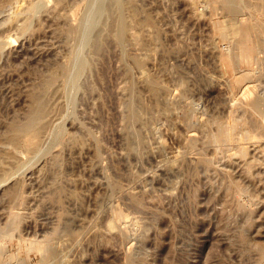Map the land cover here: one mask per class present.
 Returning <instances> with one entry per match:
<instances>
[{
    "label": "rangeland",
    "instance_id": "374dc122",
    "mask_svg": "<svg viewBox=\"0 0 264 264\" xmlns=\"http://www.w3.org/2000/svg\"><path fill=\"white\" fill-rule=\"evenodd\" d=\"M56 1L0 0V264H264V136H244L258 131L242 97L254 87L255 103L264 100V45L255 59L223 60L237 44L214 27L217 17L248 18L249 5L229 15L221 0H198L196 9L133 0L127 45L107 39L77 84L61 79L50 91L46 120L53 116L33 155L9 141L8 123L25 119L30 94L69 57L63 13L78 11L84 27L78 65L99 18L101 0H65L59 11ZM229 121L234 139L210 140ZM241 145L254 161L250 177L235 154Z\"/></svg>",
    "mask_w": 264,
    "mask_h": 264
},
{
    "label": "bare ground",
    "instance_id": "6f19581e",
    "mask_svg": "<svg viewBox=\"0 0 264 264\" xmlns=\"http://www.w3.org/2000/svg\"><path fill=\"white\" fill-rule=\"evenodd\" d=\"M191 3V7H195L196 9V2L198 0H187ZM212 1V0H211ZM67 2V0H66ZM65 0H57L56 4L54 6H56V9H61L60 8L62 5L66 4ZM100 3H97V5L99 4V8L97 6V8L99 9V12H97L98 10H96L97 15L99 13V18L95 17V20L97 21H93L95 22V24L92 22V24L94 25H90L91 29L90 32H88V35L86 36V43H87V48H88V52L87 54H85V56L83 58H81V62L78 65V63L76 62L75 59V55L77 53V45L78 43L81 41V36L83 34V24L80 20V18L77 17V12L76 10L72 11L69 14H64V16L62 18H64L65 20V24L66 26L59 28L60 32H64L67 34L68 38L72 41V49H71V53L69 55V57L60 65V68L58 71V69H56V71H53L49 74V76H47V78L41 82L42 83V89H36L34 90L31 94H30V106L28 108L27 113H25L26 117L24 120H16L11 122L10 124L8 123V127H9V138L11 142H15L18 143L19 146L22 145V148L24 147L29 153L31 154H38L39 150H40V146L42 144L43 138L41 139V135L42 132H44V129L47 127V121L50 120V118L52 119V116H49V120H46L47 114L50 113V109L53 108L51 107L50 104V91L52 90V88L54 89L57 86H54L57 84V82L59 83V81L61 79L65 80L67 79V81L72 82V83H76L78 81H80V76L82 74L83 68L85 66H92V63H94L93 60V56L96 52H98L100 49H102L104 47L105 41L107 39H112V41H116L118 44L125 46L127 45V39L129 36V33L132 29V25H133V21L135 20L134 18V1L133 0H101L99 1ZM137 2V1H136ZM218 2V1H217ZM220 2V1H219ZM181 3V2H180ZM210 3V2H209ZM68 4V3H67ZM66 4V6H67ZM219 4V3H217ZM83 5V4H82ZM89 5V1L86 2V6ZM138 6V4H136ZM199 5V4H198ZM209 5V4H208ZM211 5V4H210ZM221 7H223V9L226 11V13H236L238 10V8H240L241 5H249L250 7V15H248L249 17H238V18H226V19H221L219 17H217L218 15H215L214 12V16L215 18L217 17L216 21L214 22V27L215 30L217 31L218 35H220L221 38L230 40V41H235L237 44V49L235 51H231V50H227V52H222V59L226 60L232 56L238 57L239 59H246V60H251L254 56V52L255 49L258 45H264V0H221ZM35 3H30L28 6H26V8L24 7V11H26L25 14V18L23 23L21 24V29L28 31L31 27V22L30 20H32L31 16L33 13ZM40 6V4H39ZM53 6V5H52ZM65 6V8H66ZM189 6V4H188ZM218 6V5H217ZM216 6V7H217ZM219 7V8H221ZM51 8V6H50ZM54 8V7H52ZM51 8V9H52ZM96 8V9H97ZM138 8V7H137ZM189 8V7H188ZM200 8V7H199ZM218 8V7H217ZM218 8V10H219ZM23 9V8H22ZM37 9V8H36ZM46 9V8H45ZM202 9V7H201ZM206 9V8H205ZM222 9V10H223ZM246 9V7H245ZM47 10V9H46ZM49 10V9H48ZM190 10V9H189ZM198 10V9H197ZM222 10H219V12ZM50 11V10H49ZM48 11V13H50ZM53 11V9H52ZM205 11V10H204ZM211 11H212V7H211ZM46 13V11H44ZM43 12V13H44ZM64 12V11H63ZM94 12V14L96 13ZM136 12V11H135ZM194 12V10H193ZM200 12V11H199ZM245 12H247V10H245ZM137 13V12H136ZM234 13V14H235ZM242 13V12H241ZM18 14V13H17ZM15 13V17L13 16V18H16ZM36 14V13H35ZM55 14V12H54ZM54 14H51L52 16ZM217 14V13H216ZM227 14V15H228ZM240 14V13H236ZM247 14V13H246ZM62 15V14H60ZM96 15V16H97ZM148 15V14H147ZM205 15V14H204ZM207 15V14H206ZM220 15V14H219ZM225 15V14H224ZM226 15V16H227ZM230 15V14H229ZM233 15V14H232ZM241 15V14H240ZM19 16V15H18ZM59 16V15H58ZM94 16V15H93ZM196 16V15H195ZM202 16V15H201ZM221 16V15H220ZM35 17V15H34ZM56 17V15H55ZM148 17V16H147ZM150 17V16H149ZM205 17V16H204ZM209 17V16H208ZM20 18V17H19ZM22 18V17H21ZM98 18V19H96ZM53 19V17H52ZM94 19V18H93ZM203 19V18H202ZM205 19V18H204ZM210 19V18H209ZM211 19H213V17H211ZM55 20V19H54ZM53 20V21H54ZM139 21H144V19H138ZM137 20V21H138ZM149 20V18H148ZM59 21V20H58ZM138 21V22H139ZM140 21V22H141ZM99 22V23H98ZM136 22V21H135ZM145 22V21H144ZM149 22V21H148ZM152 22V21H151ZM206 22V21H205ZM97 23L99 25H97ZM59 24V23H58ZM63 25V24H62ZM61 25V26H62ZM134 26V25H133ZM58 26H56L57 28ZM54 29V28H53ZM31 30V29H30ZM55 30V29H54ZM53 30V31H54ZM133 30V29H132ZM24 32V31H23ZM138 32V31H137ZM138 34V33H137ZM213 34V33H212ZM214 35V34H213ZM131 36V35H130ZM136 36V34L134 35V37ZM211 36V35H210ZM140 36H138L139 38ZM219 37V40H220ZM138 38H136L138 40ZM215 38V37H214ZM85 39V38H84ZM140 39V38H139ZM216 39L218 40L217 36ZM69 40V43H70ZM214 42V41H213ZM219 42V41H218ZM217 42V44H219ZM222 42V41H221ZM229 42V41H228ZM0 43H2L0 41ZM81 43V42H80ZM79 43V44H80ZM107 43V42H106ZM215 45L216 41L214 42ZM82 44V43H81ZM80 44V45H81ZM108 44V43H107ZM213 44V43H212ZM229 44V43H228ZM227 44V45H228ZM79 45V46H80ZM111 45H114L113 43ZM109 46V45H108ZM116 46V45H115ZM106 47V46H105ZM263 47V46H262ZM1 48V47H0ZM70 48V46H69ZM77 48V49H76ZM120 48V47H119ZM228 48V47H227ZM261 48V47H259ZM258 48V49H259ZM107 49V47H106ZM127 49V48H126ZM213 49V47H212ZM263 49V48H261ZM56 51V49H53L52 51ZM103 50V49H102ZM49 51V50H48ZM125 51V50H124ZM51 52V51H50ZM69 52V51H68ZM67 52V53H68ZM105 51H103L102 53L104 54ZM215 52V51H214ZM128 53V52H127ZM100 54L101 53H97ZM102 54V55H103ZM58 55V54H57ZM96 55V54H95ZM135 55V54H134ZM214 55V54H213ZM256 55V54H255ZM68 56V55H67ZM98 56V55H97ZM215 56H216V52H215ZM126 57V56H125ZM142 57V56H141ZM219 57V56H218ZM96 59V58H95ZM100 59V57H99ZM125 59V58H124ZM220 59V58H219ZM255 59V58H253ZM64 60V59H63ZM144 60V58H143ZM137 61H141V58L138 55V59ZM97 62V61H96ZM255 62V60H254ZM59 63V62H58ZM140 63V62H139ZM137 64V63H136ZM98 65V64H97ZM135 65V62H134ZM233 65V64H232ZM231 65V66H232ZM58 66V65H56ZM143 66V65H142ZM226 66V65H225ZM59 67V66H58ZM236 67V66H235ZM241 68V67H240ZM55 69V68H53ZM95 69V68H92ZM236 69V68H235ZM238 69V68H237ZM236 69V70H237ZM50 70V69H49ZM52 71V68L51 70ZM235 71V70H234ZM238 72V71H237ZM236 72V73H237ZM147 73V72H146ZM234 73V72H233ZM46 74V73H45ZM95 74V73H94ZM93 74V75H94ZM227 74V73H226ZM88 75V74H87ZM147 75V74H146ZM46 76V75H45ZM83 76V75H82ZM224 76V75H223ZM227 76V75H225ZM229 76V74H228ZM233 76V75H232ZM68 77V78H67ZM88 77V76H87ZM147 77V76H146ZM231 77V76H230ZM226 78V77H225ZM243 78V77H242ZM154 78H151V80ZM213 80V78H210ZM232 79V78H231ZM147 80V79H146ZM230 80V79H229ZM154 81V80H152ZM184 81V80H183ZM247 81V80H246ZM250 81V80H249ZM155 82V81H154ZM227 82V81H226ZM65 83V82H64ZM152 83V82H151ZM232 83V82H231ZM235 83V81L233 82ZM71 84V83H70ZM69 84V85H70ZM82 84V83H80ZM90 84V83H89ZM150 84V83H149ZM244 84V82H243ZM37 85V84H36ZM35 85V86H36ZM92 85V84H91ZM227 85V83H226ZM233 84H230V86ZM90 86V85H88ZM150 86V85H149ZM155 86V85H154ZM40 87V84H39ZM237 87V86H235ZM240 87V86H239ZM242 87V86H241ZM246 87V86H245ZM37 88V87H36ZM64 88V86H63ZM160 88V87H158ZM229 88V87H228ZM238 88V87H237ZM61 89V88H59ZM153 89H155L153 87ZM164 89V87L162 88ZM232 89V88H231ZM235 89V88H234ZM241 89V88H240ZM233 90V89H232ZM54 91V90H53ZM52 91V92H53ZM237 91V90H235ZM239 91V90H238ZM230 92V91H229ZM54 93V92H53ZM235 93V92H234ZM237 94V93H236ZM57 95V94H56ZM231 97V96H230ZM235 97V96H233ZM242 97L244 98V100L246 101V106H247V114L249 117V121L252 125H253V129L255 130V128L257 129L258 132L255 133H250V132H245L244 136L246 138H255L258 136H264V100L260 101L259 103H255V99L257 98V94H256V90L254 87H248L247 89H245L242 92ZM74 98V97H73ZM261 98V97H260ZM52 101V100H51ZM56 101V99H55ZM54 102V100L52 101ZM51 102V103H52ZM55 103V102H54ZM239 103H241V101H239ZM242 104V103H241ZM244 104V102H243ZM60 103L57 105V107L55 106L54 108V112L55 109H57L59 107ZM49 112V113H48ZM54 114V113H53ZM246 114V116H247ZM247 118V117H246ZM247 120V119H246ZM52 121V120H51ZM6 123V124H7ZM52 123V122H50ZM49 124V123H48ZM249 124V125H251ZM251 125V126H252ZM51 126V124H50ZM48 125V128L50 127ZM233 122L229 121L227 124L225 123H219L218 125V130L217 132H213L210 135V140H215V141H224V140H233L234 139V135H233ZM250 126V127H251ZM7 128V127H6ZM242 134V133H241ZM75 137V136H74ZM194 137V136H193ZM236 137V136H235ZM238 137V136H237ZM8 138V139H9ZM243 138V137H242ZM7 139V138H6ZM241 139V137H240ZM245 138H243L244 140ZM256 139V138H255ZM193 140V139H192ZM225 141V142H226ZM235 141V140H234ZM241 141V140H240ZM256 141V140H255ZM239 142V141H238ZM252 142V141H251ZM257 142V141H256ZM14 145H17L15 144ZM224 143V142H223ZM227 143V142H226ZM225 143V144H226ZM235 143V142H234ZM243 143V141H242ZM241 143V144H242ZM246 143V141H245ZM239 143H237L238 145ZM262 144V143H261ZM163 145V143H162ZM235 145V144H234ZM243 145V144H242ZM238 149V151L235 153L233 152L232 154H236L239 155V157L243 158V164L244 168H243V173L250 177L251 176V170H252V165L253 162L249 157V151L247 149V147L242 146ZM260 145V144H259ZM164 146V145H163ZM7 147V146H6ZM5 147V149H6ZM18 147V145H17ZM237 147V146H236ZM10 148V146H9ZM12 148V147H11ZM10 148V149H11ZM4 149V148H1ZM4 149V151H5ZM255 149V148H254ZM17 150V149H16ZM2 151V150H1ZM260 151V150H259ZM3 152V151H2ZM7 152V151H6ZM13 152V151H12ZM15 152V150H14ZM5 153V152H4ZM1 153V154H4ZM11 153V152H10ZM257 153V151H256ZM6 154V153H5ZM15 153H8V158L12 157V155L14 156ZM255 155V154H254ZM6 156V157H7ZM19 156V155H18ZM56 156V155H54ZM3 158L4 155L2 156ZM18 159L20 157H17ZM16 158V159H17ZM7 159V158H5ZM21 159V158H20ZM200 159L202 161H205L206 163H208L210 166H213L214 161L211 158H208L207 156H200ZM238 159V158H237ZM177 160V159H176ZM236 160V159H235ZM240 160V159H239ZM10 161L12 162V160L10 159ZM22 161V160H20ZM242 161V160H241ZM15 162V161H14ZM233 162V161H232ZM235 162V161H234ZM17 163V162H15ZM235 164V163H234ZM241 165V164H240ZM2 166V165H1ZM0 166V167H1ZM171 166V165H170ZM174 166V163H173ZM4 167V166H2ZM14 167V166H13ZM1 170V169H0ZM7 171V170H6ZM4 171V173L6 172ZM11 171V170H10ZM2 174V172H0ZM0 174V176H1ZM6 174V173H5ZM239 174V173H238ZM242 175V174H241ZM6 178V177H5ZM17 178V177H16ZM242 178V177H241ZM21 179V178H20ZM14 180V179H13ZM17 180V179H16ZM22 180V179H21ZM21 182V181H20ZM19 184H22L20 183ZM17 184V183H16ZM11 185V184H10ZM231 185V184H230ZM233 187L235 189H237L238 183L233 181ZM21 186V185H19ZM6 188V187H5ZM4 188V189H5ZM20 188V187H19ZM18 186H15L12 188V193L13 195H15V197L18 196L17 192H19ZM22 188V187H21ZM20 188V189H21ZM3 189V188H2ZM10 189V188H9ZM233 189V188H232ZM6 190V189H5ZM2 191V190H1ZM8 191V190H7ZM4 192H2L3 194ZM17 194V196H16ZM135 195V194H134ZM136 196V195H135ZM138 197V196H136ZM12 198L14 199V196H12ZM17 199V198H16ZM139 199V198H137ZM245 208V207H244ZM246 210V209H245ZM247 210L245 211L246 214ZM247 215V214H246ZM117 216L120 217L121 216V212L117 213ZM250 217V216H249ZM252 220V219H251ZM115 225V221L112 220L110 222V226L111 228H113ZM50 245V244H49ZM40 247H42L43 245L40 243L39 244ZM50 247H52L50 245ZM54 248V247H52ZM51 250V249H50ZM54 252V249L51 253ZM54 254V253H53ZM52 255V254H51ZM2 258V254L0 253V260ZM129 259V258H128ZM264 262V261H263ZM261 262V263H263ZM18 264H23L21 261L18 262ZM128 264H133V262L130 260L128 261Z\"/></svg>",
    "mask_w": 264,
    "mask_h": 264
}]
</instances>
